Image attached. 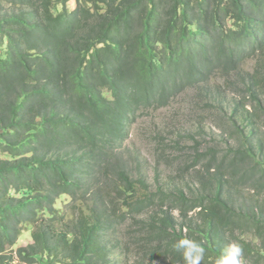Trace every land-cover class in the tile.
Masks as SVG:
<instances>
[{"label":"trees","instance_id":"16d2710c","mask_svg":"<svg viewBox=\"0 0 264 264\" xmlns=\"http://www.w3.org/2000/svg\"><path fill=\"white\" fill-rule=\"evenodd\" d=\"M247 61L250 99L231 112L242 146L228 167L250 163L241 177L258 183L264 0H0V264H122L114 246L128 215L135 238L150 239L139 256L150 244L158 262L185 264L173 245L187 238L204 247L200 264H214L228 247L221 232L245 224L264 243V215L230 204L218 170L196 195L144 190L133 200L136 179L111 151L142 110L215 70L230 81ZM155 204L162 214L143 212ZM169 204L201 221L175 229ZM27 226L30 241L12 248Z\"/></svg>","mask_w":264,"mask_h":264},{"label":"rangeland","instance_id":"374dc122","mask_svg":"<svg viewBox=\"0 0 264 264\" xmlns=\"http://www.w3.org/2000/svg\"><path fill=\"white\" fill-rule=\"evenodd\" d=\"M69 6L72 8L73 4L70 2ZM253 66V61L243 63L238 71L230 75V81L215 70L210 78L198 82L197 86L184 87L166 106L139 112L130 123L128 133L116 152L115 147L111 150L118 154L117 157L126 165L133 179H136L133 200L141 196L144 190L156 194L159 190L174 193L181 188L191 196L196 195L205 189V181L210 180L218 170L224 185L223 192L230 204L238 209L253 207L264 215V177H260L258 183L241 177L250 166L248 162H244L238 169L228 167L233 151L242 146L239 134L243 131L239 126V133L235 132L237 126H232L231 112L236 101L250 99L247 95L242 97V83L247 77L245 71H251ZM245 108L249 109L250 105L246 103ZM238 109L239 112L244 111L241 103ZM255 127V135L262 144L264 155V113L257 118ZM221 162L222 167L218 168ZM140 176L143 184L137 180ZM206 188L210 190V185ZM67 200L68 197L58 198L56 206H62ZM173 207L174 204H169L163 205L161 209H169L176 218L175 229L180 223L187 224L189 216L191 223L201 221L197 216L192 217V211L184 218L179 212L174 215ZM145 209L143 212L146 211V214H162L156 204L153 209ZM133 224L132 217L128 215L119 224L116 233L117 244L115 242L114 248L120 249L121 263L137 264L142 258L144 262L141 264H168L169 257L164 263L158 262L150 244L146 247L151 252L145 255V259L144 255L139 256L136 248L142 247L150 239H136L138 228ZM251 226L245 224L240 228L222 231L221 241L227 246L231 242L242 245V264H264V243L253 235ZM31 231V226H27L12 248L29 242Z\"/></svg>","mask_w":264,"mask_h":264},{"label":"clouds","instance_id":"9594fccd","mask_svg":"<svg viewBox=\"0 0 264 264\" xmlns=\"http://www.w3.org/2000/svg\"><path fill=\"white\" fill-rule=\"evenodd\" d=\"M174 215H178V211L173 212ZM173 248L177 251H182V256L185 264H200L204 259L205 249L202 245L191 241L187 238L180 239L173 245ZM243 247L238 242H231L225 254L217 257L214 264H242Z\"/></svg>","mask_w":264,"mask_h":264}]
</instances>
